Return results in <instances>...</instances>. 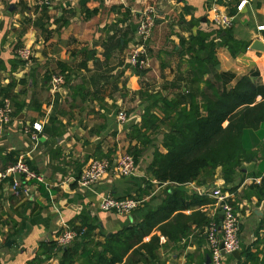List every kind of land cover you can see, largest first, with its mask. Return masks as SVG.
<instances>
[{"label": "crops", "instance_id": "crops-1", "mask_svg": "<svg viewBox=\"0 0 264 264\" xmlns=\"http://www.w3.org/2000/svg\"><path fill=\"white\" fill-rule=\"evenodd\" d=\"M36 1L0 0V90L6 92L0 106L5 101L11 108L9 121L0 123V172L24 159L42 178L20 177L26 191L16 196L10 178L0 177V264H60L66 246H57L54 237L70 226L89 231L67 245L73 264H91L107 237L140 221L142 209L158 206L174 189L186 199L207 197L208 203L182 211L188 217L199 210L207 223L184 219L187 231L176 241L154 229L143 237H159L154 257L133 247L114 264H213L206 225L222 218L214 188L228 195L238 216L240 256L224 255L222 264H264V196L247 193L264 175L263 136L253 159L228 184L205 174L183 184L159 183L149 169L154 151L167 152L163 141L174 107L188 109L201 101V92L212 96L243 75L264 84V0H246L241 10L240 0H230L226 11L233 23L226 29L210 18L216 0ZM148 7L153 26L141 54L147 63L133 67L129 55L141 42L138 24ZM255 39L263 50L251 47ZM228 41L238 44L237 56ZM54 75L64 80L57 89L50 85ZM135 149V170L118 175L117 155ZM93 158L111 166L102 179L82 187L76 179ZM107 194L136 196L141 204L130 213L103 210L99 202ZM50 243L55 249L48 256L44 247Z\"/></svg>", "mask_w": 264, "mask_h": 264}, {"label": "trees", "instance_id": "trees-1", "mask_svg": "<svg viewBox=\"0 0 264 264\" xmlns=\"http://www.w3.org/2000/svg\"><path fill=\"white\" fill-rule=\"evenodd\" d=\"M227 45L232 56H237L234 49L238 44L228 41ZM5 94L2 88L0 95ZM200 98L199 103L192 101L188 109L174 107L170 132L163 141L167 152L154 151L149 164L159 183L183 184L205 174L221 178L228 184L233 182L237 173L243 172L242 167L255 156L253 148L264 134V84H256L249 76L243 75L232 87H223L212 96L201 92ZM137 152L135 149L131 153L134 159ZM247 193L256 195L258 199L264 196V175L259 183L252 182L247 186ZM208 202L205 196L193 195L186 199L184 191L178 189L166 193L161 204L140 211V221L107 237L103 249L94 257L95 262L90 257V263L120 262L133 247L134 252L143 249L149 257H154V250L160 245L159 237L153 234L147 241H143V237L159 229L163 236L176 241L187 231L184 219L188 218L198 225L207 223L199 210L192 211L188 217L182 211ZM88 232L84 228L79 238L86 239ZM44 249L49 256L55 244L50 243ZM243 252H246V258L250 256L247 251ZM71 254L70 247L66 246L60 264H73Z\"/></svg>", "mask_w": 264, "mask_h": 264}, {"label": "built area", "instance_id": "built-area-1", "mask_svg": "<svg viewBox=\"0 0 264 264\" xmlns=\"http://www.w3.org/2000/svg\"><path fill=\"white\" fill-rule=\"evenodd\" d=\"M77 0H38L36 5H49L53 3H74ZM217 2L211 5L208 9L210 18L216 26L222 28H229L233 23V16L226 11L227 4L230 0H216ZM246 0H240L236 5L237 10H241ZM153 9L148 7L143 12L138 24V33L141 42L131 50L129 55V63L133 67L142 68L146 65L147 59L142 58L141 54L145 51L144 43L151 33L153 26ZM264 28V27H263ZM28 50L23 49L21 56L26 58ZM64 83L62 76L54 75L51 77L50 85L53 89H57ZM11 108L7 102L0 106V123H7L10 119ZM119 121L125 120V113L119 111L117 114ZM32 127L39 131L41 125L37 122L33 123ZM264 142V135L262 138ZM111 163L104 158H93L81 171L79 177L76 179L77 183L82 186H90L102 179L107 174ZM114 169L120 176L132 174L135 170V162L133 156L128 152H122L117 155L114 162ZM1 178H10V187L13 193L17 196L25 193L26 188L22 186L20 177L26 180L41 181V176L35 171L31 170L24 159H18L10 164L7 168L0 172ZM212 195L220 201V207L223 210V215L220 222L211 220L206 225V239L210 251V261L213 264H222L224 255L231 254L234 250L239 249L238 238V216L234 211L233 205L228 200V195L223 194L219 188H214ZM141 204V199L136 196L116 198L110 194L104 195L99 202V206L103 210H115L120 213H130V211L137 209ZM84 228L66 227L61 230L54 237V242L57 246L63 247L71 244L82 233ZM218 234H221L219 238Z\"/></svg>", "mask_w": 264, "mask_h": 264}, {"label": "water", "instance_id": "water-1", "mask_svg": "<svg viewBox=\"0 0 264 264\" xmlns=\"http://www.w3.org/2000/svg\"><path fill=\"white\" fill-rule=\"evenodd\" d=\"M13 7H14V5L11 3V4L9 5V8H8V9L11 10ZM251 47L254 48V49H256V50H263V42L260 41L259 39H255V40L252 42ZM216 67H218V65H217ZM89 146H90L89 148H93V147H94L93 144H91V145H89ZM222 215H223V210H220V211H219V217H222ZM231 254H232L235 258H239V256H240V249H236V250H234Z\"/></svg>", "mask_w": 264, "mask_h": 264}]
</instances>
